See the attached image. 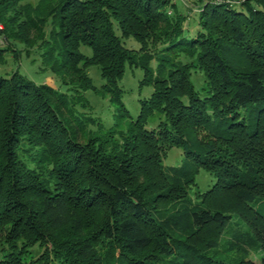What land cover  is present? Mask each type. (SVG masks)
Masks as SVG:
<instances>
[{
    "label": "trees",
    "instance_id": "16d2710c",
    "mask_svg": "<svg viewBox=\"0 0 264 264\" xmlns=\"http://www.w3.org/2000/svg\"><path fill=\"white\" fill-rule=\"evenodd\" d=\"M22 1L0 0V34L26 54L42 47L57 86L18 70L0 74V234L8 249L0 264H26L39 243L51 246L43 264L51 253L62 264H105L92 250L105 243L119 250V264H255L219 257L233 215L264 264V0H236L240 8L203 0L196 37L184 30L177 0H39L17 9ZM130 38L137 49L125 47ZM182 55H195L204 71V98L189 66L175 63ZM91 67L119 118L115 130L85 138L92 120L74 107L96 90ZM126 67L141 69V83L152 87L136 118L117 85ZM154 112L164 121L147 128ZM171 147L185 159L167 169ZM23 154L51 165L53 189ZM199 169L216 179L201 204L186 208L182 223L178 211L161 220L160 209L186 197Z\"/></svg>",
    "mask_w": 264,
    "mask_h": 264
},
{
    "label": "rangeland",
    "instance_id": "374dc122",
    "mask_svg": "<svg viewBox=\"0 0 264 264\" xmlns=\"http://www.w3.org/2000/svg\"><path fill=\"white\" fill-rule=\"evenodd\" d=\"M252 3L255 7L257 6L254 1L246 0ZM39 0H24L15 7L31 6L34 7L38 4ZM184 3L185 7L182 5ZM203 2V0H177V8L185 13L187 17L183 23V28L190 37H196L201 31L200 18L198 16L197 7ZM236 0H232L231 5L240 8V5ZM174 4V3H173ZM222 4V3H218ZM183 6V8H182ZM14 7V9H15ZM50 20V19H49ZM48 20V21H49ZM2 27L0 26V30ZM50 27L44 29L45 37L47 39ZM31 36V35H30ZM126 48H138V44L132 39L124 40ZM153 48V47H152ZM158 47H154L157 49ZM0 49H5L3 52L4 60L0 62V74L3 76H10L15 70L19 73L29 77L37 83L44 82L52 87H56L55 77L48 71L43 69V64L41 63L40 54L44 51L42 47L36 45L26 50L22 48V45L14 48L8 43V41L0 34ZM80 51L84 54L89 55V49L81 47ZM158 56V55H154ZM176 64H185L189 66L190 80L201 97H205L210 88L208 84L207 77L203 70L199 67L197 58L195 55H182L178 59H175ZM149 66L155 70L158 66V61L153 58L149 62ZM88 76L96 88L95 91H86L81 96L82 99L75 103V109L82 113L86 117H90L92 121L82 126L87 133L85 138H89V133L91 137L99 135L97 129L100 131H110L115 130L116 121L119 118L117 112V106L111 102L110 94L102 89L105 81L101 79L100 72L96 67H91L88 69ZM143 78V72L139 68H128L126 67L125 74L123 78L117 83L119 89L121 90V101L123 102L125 108L127 109L130 116L136 118L139 112V102L144 98H147L152 91V87L149 84H142L141 79ZM85 101V102H84ZM82 102V103H80ZM125 118V117H124ZM125 120V119H124ZM164 121L162 114L154 112L147 119V128H156L160 122ZM82 140H79V142ZM28 149V147H24ZM31 154L36 152L37 149H29ZM26 158L28 164L37 169L47 181L50 188L53 189V179L51 175V165L47 163H37L32 161L27 157V154H23ZM185 156L183 150L179 147H171L167 150L166 155L163 159V165L165 168L177 167L184 161ZM216 179L211 172L203 169H199L196 173L193 182L186 189V197L169 205L166 208L160 209V214L158 215L161 220H165L170 213H177L179 220L184 222L186 220V208L196 206L201 204V196L205 193L211 186L215 183ZM247 228L238 217L233 215L230 223L224 228L220 236L219 257L222 258H236V259H247L251 260L255 264L260 263L261 250L259 244L256 242H251L252 234L246 233ZM0 234V259L8 254V249L3 243V238ZM49 244H35L28 249V254L23 258L26 264H43L40 263L44 253H47V248H50ZM95 253L100 254L103 258H106L107 263L105 264H119L121 262L119 256V250L114 247L110 250L109 244L96 245L92 248ZM112 251V252H111ZM48 264H62L59 258H56L54 254L49 255Z\"/></svg>",
    "mask_w": 264,
    "mask_h": 264
},
{
    "label": "built area",
    "instance_id": "2783aa9c",
    "mask_svg": "<svg viewBox=\"0 0 264 264\" xmlns=\"http://www.w3.org/2000/svg\"><path fill=\"white\" fill-rule=\"evenodd\" d=\"M216 3H229L231 4L232 0H214Z\"/></svg>",
    "mask_w": 264,
    "mask_h": 264
}]
</instances>
